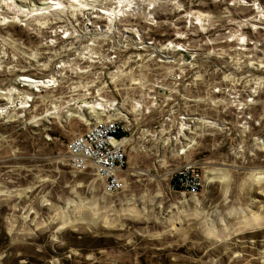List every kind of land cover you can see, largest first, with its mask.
Returning <instances> with one entry per match:
<instances>
[{"label": "rangeland", "instance_id": "374dc122", "mask_svg": "<svg viewBox=\"0 0 264 264\" xmlns=\"http://www.w3.org/2000/svg\"><path fill=\"white\" fill-rule=\"evenodd\" d=\"M189 2L186 10L214 16L212 30L197 28V44L188 49L192 59L179 55L175 63L150 59L129 76L144 79L137 94L146 99L160 79L182 75L176 88L169 82L171 91L179 93V113L187 111L194 120L188 141H182L188 153L178 157L177 145L162 147L156 141L134 145L127 153L124 189L108 196L92 171H74L66 160L68 143L86 127L76 119L60 121L65 118L60 108L68 99V73L87 75L82 80L91 83L103 70L106 76L114 70L105 58L95 64L77 58L70 70L60 66V58L71 63L66 60L76 58L91 44L92 35L98 36L74 35L68 40L70 35L66 41L58 33L65 24L76 35L87 25L90 34L92 21L83 19L90 18L89 11L67 6L60 16L32 20L26 16L29 11L18 14L14 0H0V14L14 21L0 19V91L8 93L0 94V106L7 104L5 97L13 88L17 99L31 92L26 84L15 86L20 77L57 74L67 79L50 100L59 108L50 123L34 122L46 112L39 100L35 110L14 112L12 118L0 116V264H264V87L241 118L234 107L237 98L230 97L241 80L232 71L238 63L245 65V89L263 86L258 81L262 77L248 67L264 59V44L258 51L224 43L228 25L236 28L241 17L251 14L248 9L230 7L228 0ZM23 5L24 10L30 7ZM75 22L74 30L69 25ZM98 24L105 29V22ZM236 32L242 39L253 38L244 30ZM85 50L90 54V47ZM216 88L220 93L212 92ZM164 113H155L141 125L154 127ZM243 120L248 124L242 129ZM186 162L202 167L204 184L197 195H182L171 187L174 173ZM254 213L261 216V226L247 228Z\"/></svg>", "mask_w": 264, "mask_h": 264}, {"label": "built area", "instance_id": "2783aa9c", "mask_svg": "<svg viewBox=\"0 0 264 264\" xmlns=\"http://www.w3.org/2000/svg\"><path fill=\"white\" fill-rule=\"evenodd\" d=\"M125 1H132V5L126 10V16H118L122 19L120 21L122 24H119L115 29L109 31L107 29L108 21L104 18L98 19V32L102 29L98 24L99 22H105L102 26L105 29H102L103 32L99 33L98 37L92 35L94 41L91 38V44L87 46L93 49L92 54H88L85 50L87 47H85L78 52L76 58L66 60L67 62L71 61V63H66L64 58H60V66L68 65V68L64 67L65 69H69L70 66L74 68L73 65L77 58L93 64L105 58V62L114 67L110 76L104 75L103 70L102 75L94 76L91 83L82 80L83 76L87 75L68 73L67 78L70 82L65 85L68 99L62 103L60 108L63 115L66 114L67 110L72 112L75 107L77 112H80V107L84 108L83 113L86 114V118L82 119L81 116L74 114L75 117H62L60 119L63 124H68L76 119L86 127L83 132L76 133L68 143L66 160L74 171H92L97 179L103 183L105 194L108 196L117 194L124 189L123 172L128 162L127 153L134 148V145L154 141L162 147L175 144L177 145L178 157H185L189 147L182 146V141H188L189 138L186 135L192 133L189 128H193L194 124L193 118L189 116L187 111L179 113V99L176 97L179 93L177 90L171 91L170 89L169 81H172L171 84L174 88L180 85L183 80L181 74L172 73L160 79L150 91L152 96L146 98L149 100L146 102L143 94H137V89L144 84V79H137L138 77L129 79L131 72L137 67L140 68L143 63H147L150 59H157L161 63H175L177 55L187 57V59L190 56L189 60L192 59L188 49L197 44V28L202 26H206L210 30L214 28L212 24L213 14L203 13L197 9L186 10L187 5H191L189 0H100L96 3L97 6L91 8L87 13L106 16L109 7L119 10ZM224 1L227 0H217V2ZM228 1L230 7L246 8L251 14L241 17L235 23L236 28L228 25V29L224 31V43L235 42L238 50H245L248 46L261 51L264 44V0ZM174 15H176L175 18L168 17H174ZM83 19L88 20L87 17ZM69 26L75 30L78 23L75 22ZM60 29L61 31L58 33L66 41L69 35L71 38L68 40H71L74 35L77 39L91 35L88 34L87 25L82 33L77 35L65 24ZM66 30L68 32L64 33ZM236 30H244L253 35V38L249 40L248 36H244L245 41H243L241 34H238ZM256 35H261L262 38L259 39ZM149 50L153 52L151 57L148 56ZM141 54L143 56H140ZM233 59V57L229 58V63L233 62ZM263 60L260 58L249 64L248 71L259 74L262 78H258V81L260 80V83L263 84L262 87L255 86L252 90L245 89V84L242 83L245 78L243 76L245 65H240L237 61L238 64L232 66V71L241 79L236 91L232 90L236 96L235 94L230 96L232 100L237 98L234 107L238 118L242 117L241 112L246 107L256 104L255 98L264 87ZM261 61L263 63L260 64ZM138 62L139 64H136ZM132 64L135 65L130 69ZM126 69L128 71L122 73ZM22 78L20 77L14 83L16 87L25 86V82L21 81ZM36 80L39 81L36 83L40 89L29 86L31 92L21 94L23 96L15 100L19 108L13 107V105L10 109L15 108V112L35 110V103L39 100L42 105L46 106V112L44 116L35 118L34 122L43 120L50 123L56 109H59L55 108L52 103L53 100L52 102L50 100L67 79L61 80L57 74H50L45 78ZM55 81L56 84H54ZM43 83H45V87L42 85ZM13 89L16 93L15 96H17V89ZM229 90L231 89L227 91L229 92ZM212 92L220 93V88L213 89ZM1 93L4 96L8 95L5 91H1ZM21 101L25 103L24 109L21 108ZM99 104L102 105L101 109L97 107ZM87 106L96 107L95 112H90ZM162 110L165 113L154 127L141 125L143 120ZM233 114L235 115V112ZM248 119L252 120V118ZM224 124L228 125L229 123ZM245 124L248 122L243 120V123L239 125L240 128L243 129ZM203 184V170L197 162H186L176 170L171 179L172 189L182 195H197L202 190Z\"/></svg>", "mask_w": 264, "mask_h": 264}, {"label": "bare ground", "instance_id": "6f19581e", "mask_svg": "<svg viewBox=\"0 0 264 264\" xmlns=\"http://www.w3.org/2000/svg\"><path fill=\"white\" fill-rule=\"evenodd\" d=\"M6 1V0H4ZM16 2V7H18V14L19 12H22L24 13V11H29V13H26L27 17L30 15L29 19H32V20H36L37 18L39 19H45L47 18V16H52V15H55V16H60L61 14H63V12L66 10V7H67V10H71V9H74V10H79V12H87V11H90L91 8H95L97 5L96 3L100 0H69V2H65L64 0H36L37 3H33L31 2L30 0H14ZM65 2V3H64ZM132 1H125L124 4H122V6H120L119 10L117 9H111V7H109L110 9H107L106 11V16L104 15H100V14H92L90 15V18L88 20H91L92 23H91V27L92 28H88L90 29L89 33L90 34H99L101 32H103L102 29H100L98 32V27H97V21L98 19H106V21H108L109 25L107 26V29L109 31L115 29L119 24H122L120 21H122V19H120L118 16L120 17H124L126 16V10L129 9V6H131ZM29 4L30 7L28 8V10H24V5L23 4ZM3 7V6H2ZM76 7V9H75ZM67 12V11H66ZM69 12V11H68ZM2 14V13H1ZM0 14V15H1ZM17 14V15H18ZM21 14V13H20ZM19 14V15H20ZM4 15V14H3ZM16 17H19V15ZM2 16V15H1ZM0 16V17H1ZM119 18V19H118ZM0 19L4 20V22L6 23H12L14 21L12 20H7V18L5 16H2ZM47 21V20H46ZM58 23H60L62 20L60 19V17L57 19ZM48 22V21H47ZM40 23V22H39ZM41 24V23H40ZM46 24V22L44 23ZM43 25V24H42ZM95 31V32H94ZM68 31L66 30L64 33H67ZM102 37H104L105 35H100ZM70 37V35L66 38L68 39ZM98 37V36H97ZM243 41H245V38L243 37L242 39ZM92 41H94V38L92 39ZM92 51L93 49L90 48V51L89 53L92 54ZM59 69L60 66L58 67ZM21 81H24L26 85L30 86L31 88H36V89H40L39 85L36 83V82H39L37 81L36 79L30 77V76H23V78L21 79ZM45 83H43L42 85L44 86ZM54 84H56V82H54ZM45 87V86H44ZM0 94H1V91H0ZM15 95V92L12 90L10 93H9V96L8 97H5V99L8 101L7 104L4 106H0V116H5L7 118H12V114L15 112V108L13 109H10L11 106L13 107H16V108H19L18 107V104L15 102L16 98L14 97ZM7 96V95H6ZM22 97V96H21ZM22 104V109L25 108V103L23 101H21ZM10 105V106H9ZM9 106V107H8ZM98 108L101 109L102 105L99 104L97 105ZM88 109H90V112H95V108L96 107H90V106H87ZM77 108L75 107L74 109H72V112H69L70 110H67L66 111V114H64L63 116L64 117H72L74 116L75 117V113L77 112L76 111ZM84 111V108L83 107H80V112H77L76 115H80L81 118H86V114L83 113ZM69 112V113H68ZM263 177L262 175L259 176V179L258 180H261ZM251 218V219H250ZM249 220L246 221V227L249 228V227H253L254 225H257L258 228L261 226V216L260 215H256L255 213L250 215V217L248 218ZM255 228V227H254ZM232 237V235H229L227 237V239H230Z\"/></svg>", "mask_w": 264, "mask_h": 264}]
</instances>
